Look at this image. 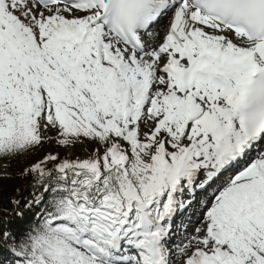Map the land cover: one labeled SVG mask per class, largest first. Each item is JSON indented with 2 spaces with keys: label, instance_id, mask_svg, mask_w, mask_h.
<instances>
[{
  "label": "snow or ice",
  "instance_id": "6c2138e0",
  "mask_svg": "<svg viewBox=\"0 0 264 264\" xmlns=\"http://www.w3.org/2000/svg\"><path fill=\"white\" fill-rule=\"evenodd\" d=\"M53 141L0 264H264V0H0V159Z\"/></svg>",
  "mask_w": 264,
  "mask_h": 264
},
{
  "label": "trees",
  "instance_id": "16d2710c",
  "mask_svg": "<svg viewBox=\"0 0 264 264\" xmlns=\"http://www.w3.org/2000/svg\"><path fill=\"white\" fill-rule=\"evenodd\" d=\"M48 150V145L43 146L25 157L10 160L12 176L0 178V218L6 219L7 216L10 220L16 218V212L10 213L14 208V205L9 202L10 198L19 197L21 193L27 197L30 191V177L22 176L20 175V172L23 168L30 166L34 161L42 158ZM73 150L76 151V156H82L83 153L81 150L76 148ZM5 210L7 211L6 216L3 215V211Z\"/></svg>",
  "mask_w": 264,
  "mask_h": 264
},
{
  "label": "rangeland",
  "instance_id": "374dc122",
  "mask_svg": "<svg viewBox=\"0 0 264 264\" xmlns=\"http://www.w3.org/2000/svg\"><path fill=\"white\" fill-rule=\"evenodd\" d=\"M50 135L52 134L50 133ZM45 144H48V148H49L48 152L49 151L55 152L57 151L56 149H58V151H60L63 155L64 154L71 155L73 157L76 156V151H73V148L69 150H63L54 141L51 143H45ZM75 148L78 150H81L82 153H84L83 156H81V158H83L86 155V146L82 147L78 145ZM11 176H12V172H11V168H9L8 161L7 160L0 161V178L11 177Z\"/></svg>",
  "mask_w": 264,
  "mask_h": 264
}]
</instances>
